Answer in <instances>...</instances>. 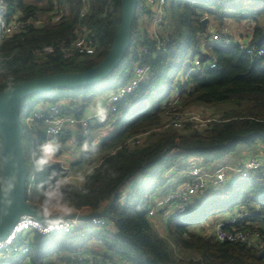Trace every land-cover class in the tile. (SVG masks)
Here are the masks:
<instances>
[{"label":"trees","instance_id":"obj_1","mask_svg":"<svg viewBox=\"0 0 264 264\" xmlns=\"http://www.w3.org/2000/svg\"><path fill=\"white\" fill-rule=\"evenodd\" d=\"M8 1L10 11L17 12L20 19L30 24L7 39L0 37L3 68L0 91L6 89L4 81L9 75L16 84L37 76L82 71L96 65L110 50L120 22L121 0ZM84 2L86 13L80 17ZM144 9L143 0H138L130 45L107 77L75 89L55 88L26 95L20 101V120L40 100H64L69 104L64 113L79 116L96 98L127 83L137 61L135 46L141 32L138 18ZM58 14L60 19L54 20ZM204 15L219 31L230 21L250 23L249 44L255 49L264 46V0H168L165 27L161 31L168 40L167 49L152 62L147 77L117 101L116 111L109 110L105 122L92 119L87 135L66 132L62 137L64 142L71 138L80 145L94 140L93 131L101 136L94 156L82 153L83 160L96 162L91 167L93 174L88 177V193L86 196L74 193V196L79 209L94 211L116 192V200L110 207L111 217H107L104 225L85 222L69 232L30 231L29 250L1 260L0 264H48L46 261L50 259V264L56 261L65 264L75 262L80 255L118 264H264V254L259 256L264 246L220 242L189 228L201 221L202 218L195 219L197 213L206 217L241 209L247 212L242 219L246 227L264 234V227L257 222L264 215V176L236 178L197 206H189L177 215L166 217L159 213L163 234L147 217L154 197L178 185L179 172L191 160L203 159L217 168L224 165L218 161L227 154L241 149L252 151L259 143L264 144V57L255 51L247 53L237 44L209 42L204 35L207 29L202 28ZM79 27L93 34L96 51L92 55L65 56L63 49L69 46ZM147 41L154 50V42ZM47 46L53 50L45 51ZM196 56L200 69L191 71ZM207 61H214L215 66L205 64ZM184 64L181 81L178 75ZM175 90L177 102L164 105ZM199 105L214 107L220 115L203 129H194L190 124L182 128L172 126L177 114ZM25 134L28 136L24 127L23 137ZM63 150L64 147L58 154ZM97 155L99 159L95 158ZM171 169L173 173L168 175ZM53 170L63 172L56 163L46 172L36 174L35 186L29 194L33 204H37V185ZM176 250L184 255H178Z\"/></svg>","mask_w":264,"mask_h":264},{"label":"built area","instance_id":"obj_2","mask_svg":"<svg viewBox=\"0 0 264 264\" xmlns=\"http://www.w3.org/2000/svg\"><path fill=\"white\" fill-rule=\"evenodd\" d=\"M143 5L145 9L139 14L138 18V27L141 32L136 41L135 50L137 53V61L133 67L132 75L127 83L111 90L102 99L110 111H116L117 101L136 89V87L149 74L151 64L156 59L157 55L161 51L167 49L168 40L161 31L165 27L164 12L168 5V0H143ZM86 9L87 5L86 2H84L80 9V17L85 15ZM60 17L61 16L58 14L54 17V20H59ZM204 17H206V15L202 18ZM29 24L30 22L28 20L20 19L17 12L10 11V3L8 0H0V37L2 40L27 29ZM206 29L208 31L207 39L209 42H220L223 45L237 44L247 53L252 54L255 51L257 55L264 57V46L255 49L253 45L249 44V41L252 38V28L249 29L247 36L243 38H239L235 31L233 34H230L228 28L219 31L207 26ZM71 39L69 46L63 49L65 56H71L75 53L83 55H92L95 53L97 47L96 40L89 29L84 27L77 28ZM147 39L154 42V50H151ZM49 48L53 50L52 46H47L45 51ZM89 49L92 51L89 52ZM205 64H208L210 67L215 66L214 61H207ZM262 65L264 66V59ZM199 69L200 62L199 58H197L194 60V64L190 70L199 71ZM2 73L3 68L0 64V78ZM177 95L178 91L176 90L172 95V98L169 101H164L163 104L165 105L167 102H171L170 104L177 102ZM25 104H28V101H25ZM68 105L69 104L64 100L53 102L40 100L29 108L23 116V119L20 120L22 127H25L28 136L34 143V146L28 155L30 160V168L28 172V167L26 165L25 185L28 200L30 191L34 188L36 183V173L33 171L32 152L37 146L48 139L55 138L59 141L62 147H65L67 146L65 145L67 142L65 143L64 140H62V137L66 132L72 135H87L89 133L92 116L88 114L75 116L71 113H64V110ZM182 120L184 122H182ZM211 120L212 118L204 119L200 113L185 109L182 113L175 116L171 121V124L175 128H182L185 124H190L194 129H203ZM199 123L203 125H200ZM100 140L101 137H98L93 141L98 145ZM138 141L139 139L134 142ZM77 144L76 141L69 143V145L74 147H76ZM59 155L61 154H58V156ZM72 155H77V159H74L73 161L77 162L82 160L81 150H77ZM73 161H71V163H65L59 158L58 163L63 171L65 168L68 170L67 172H64L65 175L78 172L72 167V165L75 164ZM183 172L184 180L182 181L181 186L171 188L164 195L154 197L150 204L147 217L154 226H158L162 222V218H158L159 213L166 217L177 215L185 211L189 206H197L206 197L219 192L236 178L247 177L249 175L264 176V145L259 149L256 148L252 153L245 155L242 161L237 165L224 164L214 168L210 163L205 162L203 159H193L188 163ZM87 211L90 210L86 208L80 209V213ZM246 215L247 212L245 210L238 209L232 213H226L225 215L216 218L214 225H211L209 236L220 242H244L250 245L264 246V234L257 230L251 231L246 227L247 223L243 222L242 219ZM29 218L32 220L38 219L29 214L20 215L16 223L9 230L8 234L0 239V261L9 259L14 254L21 255L26 253L30 248L28 239V233H30V231H36L40 234L69 232L85 222L104 225L108 221L106 216H93L87 221L78 219L75 223H69L65 227L46 232L33 227L31 224L24 227L23 225L27 223ZM158 219H160V223H158ZM81 234H83V232H81ZM97 259V257L91 255H80L75 262L65 264H118V262H100Z\"/></svg>","mask_w":264,"mask_h":264},{"label":"water","instance_id":"obj_3","mask_svg":"<svg viewBox=\"0 0 264 264\" xmlns=\"http://www.w3.org/2000/svg\"><path fill=\"white\" fill-rule=\"evenodd\" d=\"M137 4L138 0H121L120 22L110 50L96 65L82 71L37 76L16 83L14 90L0 91V152L7 158V162L0 169V175L14 178L15 183L12 192L8 194L0 192V239L8 234L20 215L29 214L36 217V205L26 196V161L23 127L19 118L20 101L29 94L55 88L75 89L107 77L119 64L130 45ZM201 21L205 30L209 21L208 16ZM115 200L116 192L99 209L80 213L79 220L87 221L93 216L111 217L110 207ZM263 254L264 249L259 252V256Z\"/></svg>","mask_w":264,"mask_h":264},{"label":"clouds","instance_id":"obj_4","mask_svg":"<svg viewBox=\"0 0 264 264\" xmlns=\"http://www.w3.org/2000/svg\"><path fill=\"white\" fill-rule=\"evenodd\" d=\"M51 52L52 49H46ZM92 50L89 49V52ZM7 90H14L16 87L14 77L8 76L4 81ZM90 111L97 121L100 123L108 119L109 109L103 100H97ZM51 131V130H50ZM62 145L55 138L48 139L39 144L32 152L33 171L36 174L46 172L50 167L59 162L58 153L61 151ZM98 145L95 141H85L81 145V152L88 153L92 156L96 154ZM7 162V158L0 152V169ZM64 171H55L49 173L47 178L39 183L36 187L37 204L35 207V216L37 220L28 219L23 226L27 227L31 224L33 227L43 231H52L61 227H65L69 223H75L80 216V209L77 207V201L74 193L80 196H86L88 189V177L93 174V168L89 167L87 172L79 171L74 174L65 175ZM15 189L14 178H5L0 175V192L8 194ZM10 203V202H9Z\"/></svg>","mask_w":264,"mask_h":264},{"label":"rangeland","instance_id":"obj_5","mask_svg":"<svg viewBox=\"0 0 264 264\" xmlns=\"http://www.w3.org/2000/svg\"><path fill=\"white\" fill-rule=\"evenodd\" d=\"M166 15H167V7H166V10H165V12H164V17H165ZM249 24H250V23H249ZM249 24H248V22H246V21H242V22L230 21V22H228L226 25L229 26V27H231V25H233V26L235 27V29H236L237 32H238V31H244V32H246V30H249V29L251 28V27L249 26ZM207 26L210 27V28H213V27H212V23L210 24L209 21H208V23H207ZM231 30H232V29L228 28L229 33H230V34H233V31H231ZM204 35H208V31L205 32ZM203 47H204V46H203ZM197 58H199V56H196V57L194 58V60L197 59ZM194 60H193V64H194ZM184 73H185V64L182 66V68H181V70H180V72H179V75H178V79H179V80L182 81V79H183V77H184ZM175 91H176V90H175ZM175 91H174V92H175ZM174 92L172 93V95L174 94ZM106 94H108V93H106ZM106 94H105V95H106ZM105 95L96 98V100H94V102H96L98 99H99V100H102L103 97H104ZM94 102H93V104H94ZM90 106H92V105H90ZM90 106H88V108H89ZM186 110H190V111H193V112H195V113H200V114L204 117V119H207V118H215V117H217V116L220 115L214 107H210V106H206V105H199L198 107H187ZM91 119H92V118H91ZM182 122H184V121L182 120ZM90 123H91V122H90ZM199 124H200V125H203V124H201V123H199ZM198 127H200V126H198ZM199 129H202V128H199ZM92 134H93V135H96V131H93V132L91 133V135H92ZM140 137H142V136H139V138H140ZM140 139H141V138H140ZM86 141H88V140H86ZM66 142H67V144H65V145H67V146H65L63 152H62L61 155H59L58 157L61 158L65 163H71V161H73L74 159H77V158H76L77 155L75 156V155H72V154H74L77 150H81V145H82L83 143L80 144V145L77 144V146L74 147V146H72V145H69V143L72 142L71 138L65 140V143H66ZM23 146H24L25 156H26V152H27V156H26L25 158H26V165H27V167H28V169H27V172H28V170H29V168H30V164H29V163H30V160H29V156H28V155H29L31 149H32L33 146H34V143H33L32 139H31L30 137L27 136V134H25V137H23ZM86 154L88 155V153H86ZM235 154H236V151L227 154L226 157L222 158L220 161H218V163H219V164H226V163H227V157H228V156L235 155ZM82 155H83V154H82ZM82 155H81V158H82ZM60 156H61V157H60ZM99 157H100V155H97L95 158H96V159H99ZM81 158H80V159H81ZM95 158H94V159H95ZM82 160H83V158H82ZM75 162H76V161H73V163H75ZM84 162H85L86 165H87V164H88V165L90 164L88 167L85 166V167H87V168L92 167V166L94 165L93 163H95L93 159H84ZM86 172H87V171H86ZM171 173H173V170H172V169L169 170V171L167 172L168 175H171ZM179 175L181 176V182H179V184L176 185V186H174L173 188H176V187H178V186H181L182 181L184 180V172H183V170L179 172ZM172 179H174V177H172ZM179 179H180V178H179ZM160 195H161V194H160ZM158 196H159V195H158ZM222 215H225V214H213V215H208V216H206V217H203L200 213H197V214L195 215V217H196L195 219L197 220V219H199V218H202L201 221H200V222H194L193 224H191V225L189 226V228L195 230V232L200 233L201 235L209 236V234H210V232H211V226H210V225L213 226V225H214V222H215V219L218 218V217H221ZM158 218H159V217H158ZM155 227L159 230V232H160L161 234H163V232H162L163 229L161 228V226L159 227V225H158V226H155ZM176 253H177L178 255H184V253H183L182 251H180V250H176ZM66 259H69V260L72 261V259H70V258H67V257H66ZM71 261H69V262H71ZM46 263H48V264L52 263V259L47 260ZM56 264H63V262H61V261H56Z\"/></svg>","mask_w":264,"mask_h":264},{"label":"crops","instance_id":"obj_6","mask_svg":"<svg viewBox=\"0 0 264 264\" xmlns=\"http://www.w3.org/2000/svg\"><path fill=\"white\" fill-rule=\"evenodd\" d=\"M226 28H230V29H232V31L234 32H236V35H238L239 36V38H243V37H246L247 36V34L249 33V30H246V32H244V31H236V29H235V27L233 26V25H231V27H229V26H226ZM84 114H88V115H90V116H92V119H94L95 117L93 116V114H92V112L90 111V107L88 108L87 107V109H86V111L84 112ZM91 119V121H93ZM98 137H101L100 135H95V138H93L94 140L95 139H97ZM262 145H264L263 143H259L258 145H257V147H255V149L254 150H252V151H250V150H247V149H241L240 151H238L235 155H232V156H228L227 157V163L226 164H233V165H237V164H239L241 161H242V159L245 157V155H247V154H250V153H252L253 151H255L256 150V148L257 149H259ZM259 147V148H258ZM65 148V147H64ZM90 165V164H89ZM88 164L86 165L85 164V162L82 160H80V161H77V162H75V164H73L72 165V167L73 168H75L78 172L79 171H87V167L89 166ZM85 166H87V167H85ZM165 193H163V194H161V195H164ZM161 195H159V196H161ZM158 196V195H157ZM157 196H155V197H157ZM262 219H260L259 221H257L258 223H259V225H262V227H264V215H262ZM158 223H160V219H158ZM211 226V225H210Z\"/></svg>","mask_w":264,"mask_h":264}]
</instances>
